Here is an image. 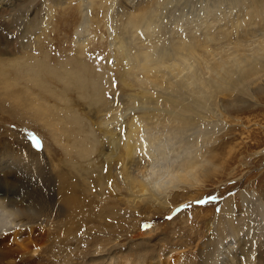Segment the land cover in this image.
Masks as SVG:
<instances>
[{
  "label": "bare ground",
  "instance_id": "1",
  "mask_svg": "<svg viewBox=\"0 0 264 264\" xmlns=\"http://www.w3.org/2000/svg\"><path fill=\"white\" fill-rule=\"evenodd\" d=\"M69 1L0 0V54L8 57H0V122L13 118L23 129L6 130L0 123V264L86 263L85 256L77 261L69 250L67 257L64 246L59 255L52 252L58 246L53 231L69 203L60 195L68 172H55L54 166L70 151L80 162L98 148L107 160V179L101 171L95 176L103 197L118 191L127 212L147 216L143 212L149 210L155 216L158 208L167 207L170 191L199 188L216 173L212 145L224 115L264 87V0H102L111 47L106 54L117 60L116 73L82 56L95 0H78L77 7L68 8L73 56L48 48L44 33L53 10ZM113 78L121 88L112 86ZM82 97L91 103L88 113L78 108ZM85 118L104 133L101 147L94 131L88 134L95 142H87ZM35 121L53 126L51 140L36 132L43 150L26 138L25 131L36 130ZM204 196L205 191H197L181 197L165 214ZM74 203L81 206L78 199ZM146 218L152 227L142 237L156 229L151 215ZM207 229L197 259L183 252L158 257V263L157 248L139 242L137 256L124 260L264 264V192L245 188L229 196ZM36 236L42 244L34 247L29 240Z\"/></svg>",
  "mask_w": 264,
  "mask_h": 264
},
{
  "label": "rangeland",
  "instance_id": "2",
  "mask_svg": "<svg viewBox=\"0 0 264 264\" xmlns=\"http://www.w3.org/2000/svg\"><path fill=\"white\" fill-rule=\"evenodd\" d=\"M100 2H102V0H95L91 7V18L89 19L90 43H88L89 41L87 42L82 56L87 60L91 59V61H96L98 64H104V66L111 68V70L116 73L117 67L115 64L117 60H114V58L110 59L107 55L111 53V47L109 45L110 34L105 22V14L103 9H100ZM79 4L78 0H70L69 3L63 5L64 8L63 6L54 8L53 18L49 19L50 25H48L44 33L46 34L44 39L47 41L48 48H52L53 52L62 49L69 58L73 56L72 51L76 46L74 47V30L70 27L71 25L73 26V22L72 18L68 17V8H70L71 11L72 7L74 9V7H77ZM96 5L97 7H95ZM170 17L172 16L170 15ZM69 18L71 24L65 25V21ZM61 26L64 27L62 28ZM66 26L68 28H66ZM61 28L62 30L64 29V31H61ZM64 34L68 35V40H66L67 38L61 39ZM55 35H57L58 38ZM54 38H57L58 43L56 42V45L53 43L55 42ZM61 41L63 42L61 43ZM66 42L68 43L66 44ZM45 50H47L46 47ZM34 53L37 54L38 58H41V56H39L41 54V49L39 47H35ZM68 53H71L72 56L68 55ZM3 56L7 57L6 54H0V57L3 58ZM98 57H102L103 60H99ZM108 61H112V63H108ZM118 85L119 83L117 82V86ZM107 88H110V86ZM263 89L264 87L262 90L255 91L252 100L240 102L238 105H236V103L234 107L230 106L229 112L227 113L228 115H224L225 117L223 118L225 120L222 119L224 123L221 122L220 124L223 129H220V132L214 134L215 137L213 138L214 142L212 145L214 153L216 154L213 172L216 173H212L208 179L204 180L200 186L201 188L189 187L190 190L189 188L185 190L180 188V190L176 189L174 192L170 191L165 198V200L168 198L167 207L158 208L159 210L155 216H153V212L149 210L144 211L145 213L143 212L144 215H151V218H153L151 223H154L156 229L151 236L146 234L142 237L140 234L146 231L142 230L141 225L146 224L144 220L147 219V216H139L137 215V211L135 213L133 210L127 212V210H125L126 206L122 204V201L118 200L120 197L118 191L113 195L107 194L106 197H103L105 194L104 190L102 189L99 179L96 180L95 176L98 177L101 171L103 179H107L106 175L108 171H105L107 160L100 155L98 148L80 162L76 159L75 151H70V155L66 154V156L57 161L54 166L55 172H58V170H64L66 173L68 172L69 183L64 188L60 187V195L68 199L67 201H69V203L64 215L61 217L60 222H62V224L57 226L53 231V236L58 246L55 247L52 252L58 254L61 252L60 249L62 246H64L62 251L64 254L66 253L67 257L71 255V252L73 255L76 254L77 261H81V256H85V264H126L124 258L136 257L138 243L145 242L148 248H157L156 252L158 254L156 255L155 261L158 260V257H162L166 260L167 258L169 259L170 256L183 252H193L190 258L197 259V251L200 244L208 238V221L210 218H216L218 216L220 211L217 212V208L220 209L221 203L229 196H232L228 195V193H235L234 195H238L245 188L261 193L264 192ZM127 92H132V90H127ZM221 96L223 95L221 94ZM81 103L83 104H79L80 106H78V108L81 107L83 113H88L92 108L89 99H84V97H82ZM12 119L13 118H6L4 120L5 122H0L2 127L6 130L11 128L20 129L21 124L18 122H16V124L12 123ZM86 119L87 118H85L84 124H87V126H85L86 130L83 132L84 136L86 138H91V132L94 131L92 137L97 138V147H99L104 133L102 131H97L96 128L91 125L89 119ZM13 125H15V127H13ZM34 127L38 130H33V132L35 131L34 133L42 132L44 134L42 135L43 137H46L48 140L52 139L49 138V136L51 134L50 129H53V126L48 127L42 121H35ZM22 130L20 129V131ZM89 132L90 135L88 134ZM36 134L42 138L39 133ZM63 141L64 144H66L64 139ZM87 142L92 145L95 141L91 138L88 139ZM43 148L44 143L42 142L41 149L43 150ZM199 176L203 177L201 173H199ZM197 191H205L204 197L218 194L223 197V199L209 202L202 206L193 205L190 209L181 210L172 220L165 219V217L172 215L174 212L173 210L170 214H165L167 213V208L169 209V207L175 201L180 200L181 197L196 193ZM183 192H187L188 194L183 196ZM75 199L80 201L81 206L78 208L76 207L77 203H74ZM185 201L188 200H184V202ZM181 204H183V202L178 204L175 208L180 207ZM138 208L142 209V205ZM114 209L116 212H111L114 211ZM140 220L144 222H142L139 227ZM39 240H41L40 236H36L29 241L36 247L39 243L42 244ZM35 255H37V253H35ZM133 260H128L129 264H133ZM177 264L182 263L178 262Z\"/></svg>",
  "mask_w": 264,
  "mask_h": 264
},
{
  "label": "snow or ice",
  "instance_id": "3",
  "mask_svg": "<svg viewBox=\"0 0 264 264\" xmlns=\"http://www.w3.org/2000/svg\"><path fill=\"white\" fill-rule=\"evenodd\" d=\"M166 22V21H165ZM99 60H103L102 57H98ZM108 63H112V61H108ZM97 70L99 71V67L97 68ZM113 87H116L117 86V82L115 81V78H113V84H112ZM109 96V99H113L111 93H108L107 94ZM118 97H119V94L117 93V103H118ZM13 127H15V125H13ZM121 134L123 136V129H121ZM26 138L29 140V142L31 143V145L33 146L34 149H41L42 148V140L41 138L34 132H31V131H26ZM141 141L143 142V133H141ZM144 154L146 155L147 154V144L146 142H144ZM105 171H107V166L105 167ZM109 187H111V181H109ZM235 193H228V195H234ZM223 199V197L219 196L218 194H212V195H208L202 199H198V200H195V201H190L186 204H182L180 205V207L176 208L174 210V212L172 213V215H169L167 217H165V219L167 220H172L173 217L180 213L181 210L183 209H190L193 205H197V206H202V205H205L209 202H215V201H218V200H221ZM220 209L217 208V212H219ZM142 227V230H147L149 228L152 227V225L150 224H144L141 226Z\"/></svg>",
  "mask_w": 264,
  "mask_h": 264
}]
</instances>
